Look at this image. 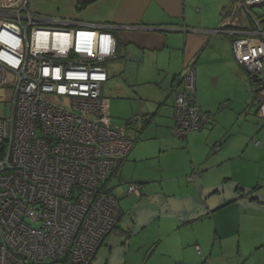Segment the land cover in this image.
I'll list each match as a JSON object with an SVG mask.
<instances>
[{"label":"built area","instance_id":"1","mask_svg":"<svg viewBox=\"0 0 264 264\" xmlns=\"http://www.w3.org/2000/svg\"><path fill=\"white\" fill-rule=\"evenodd\" d=\"M262 4L231 0L228 15ZM230 26L219 31L233 36L237 62L260 80L257 114L264 118V42ZM115 27L36 13L29 0L0 7V89L11 93L10 115L0 117V264H89L119 223V198L104 185L136 136L113 124L102 94L117 51ZM212 118L196 102V70L187 63L172 131L185 137ZM142 189L133 182L128 192Z\"/></svg>","mask_w":264,"mask_h":264},{"label":"crops","instance_id":"2","mask_svg":"<svg viewBox=\"0 0 264 264\" xmlns=\"http://www.w3.org/2000/svg\"><path fill=\"white\" fill-rule=\"evenodd\" d=\"M21 2L0 0V7H15ZM230 2L221 0L217 15L212 18L205 14L202 0H92L83 7L75 0H29L30 9L43 15L76 20L82 24H115L117 51L109 60H115V76L125 70L126 60L132 53L130 45L135 47L133 52L157 57L156 73L150 82L158 87L156 101L159 108L151 113V107L142 103L139 113L130 117L134 121L128 129L137 141L108 182L114 193L117 190L112 186L113 177L133 160H142L135 153L136 143L148 133L157 118L165 113L163 117L169 119L167 124L173 128L174 101L181 89L184 66L194 64L197 82L198 76L202 77L206 71L200 61L208 48L212 63L224 60L233 67L234 86L243 92L245 100L243 114L251 112L255 102L260 105V80L255 81L256 78L237 62L231 51L233 36L219 30L230 23V27L237 25L235 28L244 29L245 36L254 42H264V35L256 33L258 30L264 32V4L254 7L253 15L238 10L229 17ZM203 23L209 27L202 26ZM167 51L169 60L166 61L164 56L159 60V53L164 55ZM107 69L110 79L108 66ZM208 73L217 75L210 70ZM109 79L103 84L102 94ZM215 80L217 82L218 78ZM10 97L9 91L0 89V102L10 103ZM103 97L107 98L104 94ZM196 102L205 112L212 113L211 106L198 92ZM146 120H149L147 126L144 125ZM210 122L212 120L205 126ZM214 126L213 123L212 129ZM261 130L264 138V125ZM213 131L201 132L200 135L206 141L216 142L217 136H213ZM193 138L191 134L188 146ZM257 140L259 143L255 142V145L259 147L262 140ZM228 144L214 157L217 166L207 165L203 169L190 160L192 166L184 168L177 176L167 178L164 167L160 165L145 178L138 179L136 182L145 184L137 204L139 208L143 203L144 215L138 218L134 213L132 216L130 209L127 212L132 218L126 221V211L120 203L118 225L89 264H200L202 256L207 258V264H264V177L260 172L245 180L236 176L234 171L222 170L220 165L223 162L235 158L230 155L233 146ZM222 177L221 183L218 180ZM228 183L232 184L229 188ZM102 247L106 250L101 251Z\"/></svg>","mask_w":264,"mask_h":264},{"label":"rangeland","instance_id":"3","mask_svg":"<svg viewBox=\"0 0 264 264\" xmlns=\"http://www.w3.org/2000/svg\"><path fill=\"white\" fill-rule=\"evenodd\" d=\"M220 1L202 0L205 14L212 16V18L216 17L217 6H219ZM224 1L227 2V0ZM202 26L209 27L205 23ZM130 47L132 53H129L130 57L128 56L126 60L124 72H119L115 76V60L108 61L106 64L111 75L104 87L103 94L107 97L105 100L110 101L108 114L116 126H123L128 118L139 113L142 103L151 107V113L156 112L159 108L156 101L159 96L158 87L150 82L151 79L154 80L151 77L156 73L154 67L156 66L157 57L156 55L150 56L148 53L133 52L135 47L133 45H130ZM210 53L211 51L208 48L201 57L200 62L206 67V71L203 72L202 77L201 75L198 76L196 93L198 92L199 95L204 97L208 105L211 106L212 113L206 112L213 117L210 119L212 122L203 129L192 131L188 136L179 138L173 133L171 124H167L169 119L163 117L165 113L157 118L158 120L151 125L148 133L136 143L138 147L135 153L142 160L131 162L132 158H130L131 163H128L127 167L123 168L112 180V186L117 190L115 194L118 195L119 202L126 211L124 216L126 221L131 220L134 213L138 218L144 215L143 203L137 208L140 197L128 192L130 183L145 178L153 169L159 168L160 165L164 167V175L167 178L177 176L184 171V168L192 166L190 160H194L197 166L203 167V169H206L207 165L217 166V163H214V157L221 148L226 147L227 143L230 146L232 144L233 151L230 155L235 156V158L223 162L220 165L222 170L229 173L234 171L236 176L245 180L258 175V173L260 174V172L264 177V138H262L261 130L264 119L259 118L256 114L259 105L255 102L254 108H251L252 111L244 113L246 116L243 114L245 100L243 92L234 86L233 67L228 64V61L224 60L212 63ZM168 54L169 51L164 52V55L162 52L159 53V60L162 59L161 56H164V59L167 57L166 61H168ZM113 69L114 72H111ZM208 70L217 75H210ZM216 78H218L217 82ZM56 101L61 103L59 98ZM63 105L69 107V100H65ZM10 112V103L0 102V117L9 116ZM213 123L215 126L212 129L211 125ZM215 127L217 129L213 131ZM205 131H213V136H217L216 142L206 141L200 135L201 132ZM191 134L194 138L191 145L188 146V138ZM257 139L262 140V145L259 147L255 145ZM223 177L218 181L222 183ZM226 185H228V188L232 186L230 183ZM143 186L145 187V184ZM130 209L133 211L132 216L128 214ZM105 250L106 247H102L101 251Z\"/></svg>","mask_w":264,"mask_h":264},{"label":"trees","instance_id":"4","mask_svg":"<svg viewBox=\"0 0 264 264\" xmlns=\"http://www.w3.org/2000/svg\"><path fill=\"white\" fill-rule=\"evenodd\" d=\"M90 1H92V0H89V1H87V2H85L84 4H82V5H79V6H81V7H83V6H85L87 3H89ZM113 33H115V31H113ZM255 81H259V79L258 78H256V80ZM258 109H259V107H258ZM258 111V110H257ZM260 117V116H259ZM173 118H174V116H173ZM261 118V117H260ZM262 119H264V118H262ZM133 118H130V119H128L127 121H126V125H127V127L128 126H131V125H133ZM149 123V120H146L145 121V126H147V124ZM130 128V127H129ZM136 141H137V137H136ZM218 148H220V146H218ZM112 178V176L107 180V182H105V185H104V187H105V189H107L108 191H110V192H113L114 193V191H113V189L112 188H110V187H108V182H109V180ZM142 184V183H141ZM143 185V184H142ZM203 257V256H202ZM205 257V256H204ZM206 258V257H205ZM202 261L200 262V264H205V262L203 261V259H201ZM53 264H71L70 262H69V260L68 259H63V260H61V261H59V262H56V263H53ZM206 264H207V258H206Z\"/></svg>","mask_w":264,"mask_h":264},{"label":"water","instance_id":"5","mask_svg":"<svg viewBox=\"0 0 264 264\" xmlns=\"http://www.w3.org/2000/svg\"><path fill=\"white\" fill-rule=\"evenodd\" d=\"M156 30H164V28H155ZM254 78L256 77V76H253Z\"/></svg>","mask_w":264,"mask_h":264}]
</instances>
